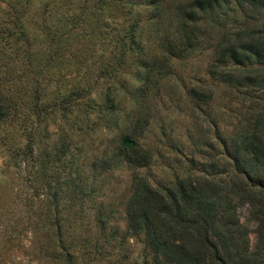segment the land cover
<instances>
[{"label": "rangeland", "instance_id": "374dc122", "mask_svg": "<svg viewBox=\"0 0 264 264\" xmlns=\"http://www.w3.org/2000/svg\"><path fill=\"white\" fill-rule=\"evenodd\" d=\"M190 1L29 0L22 34L0 9V264H154L146 235L129 231L138 182L236 174L231 140L264 111V89L229 87L210 68L248 13L232 0L185 47ZM238 213L263 251L264 192Z\"/></svg>", "mask_w": 264, "mask_h": 264}, {"label": "trees", "instance_id": "16d2710c", "mask_svg": "<svg viewBox=\"0 0 264 264\" xmlns=\"http://www.w3.org/2000/svg\"><path fill=\"white\" fill-rule=\"evenodd\" d=\"M2 1L6 6H1ZM90 1L84 0L85 5ZM99 1L107 4L112 0ZM231 1H190L183 16L190 34L181 41L183 46H195L200 37L191 34L192 28L202 19L220 22L226 11L223 8ZM234 1L248 13L247 23L238 29L228 28L215 42L211 76L232 88L264 89V0ZM0 9L21 21L20 34L26 31L22 26L32 10L29 0H0ZM36 94L38 85L31 108L38 115ZM124 141L133 143L131 139ZM230 145L236 166L230 182L191 176L165 190L144 180L138 182L127 208L129 231L146 235L154 264H256L261 255L264 257V250L251 251L249 232L238 213L245 198L254 202L264 192V111L249 117Z\"/></svg>", "mask_w": 264, "mask_h": 264}]
</instances>
